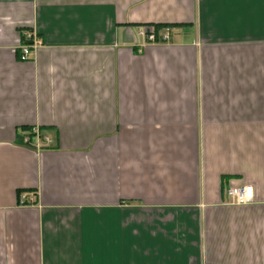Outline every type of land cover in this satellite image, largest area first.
<instances>
[{
	"label": "crops",
	"instance_id": "0c3cea01",
	"mask_svg": "<svg viewBox=\"0 0 264 264\" xmlns=\"http://www.w3.org/2000/svg\"><path fill=\"white\" fill-rule=\"evenodd\" d=\"M0 264H264V0H0Z\"/></svg>",
	"mask_w": 264,
	"mask_h": 264
},
{
	"label": "built area",
	"instance_id": "2783aa9c",
	"mask_svg": "<svg viewBox=\"0 0 264 264\" xmlns=\"http://www.w3.org/2000/svg\"><path fill=\"white\" fill-rule=\"evenodd\" d=\"M139 33L140 35H144L150 42H158L159 40L167 41L169 38V34L167 32L160 33L158 37L154 28L141 30ZM26 36V41L20 49L21 61L32 60L37 49L41 46V41L37 37L31 36L29 34H26ZM25 143L27 145H34L36 148L40 149L45 147L43 144H52V138L48 135H43L40 129L34 128L26 135ZM227 195L230 198L231 204H248L254 200V189L252 186L231 187L227 190ZM20 200L21 203L24 204L27 200V195L22 194L20 196Z\"/></svg>",
	"mask_w": 264,
	"mask_h": 264
},
{
	"label": "trees",
	"instance_id": "16d2710c",
	"mask_svg": "<svg viewBox=\"0 0 264 264\" xmlns=\"http://www.w3.org/2000/svg\"><path fill=\"white\" fill-rule=\"evenodd\" d=\"M170 26H166V25H157V26H155V32H156V34L158 35V37H159V34H160V32L161 31H163V30H165V29H167V28H169ZM159 39V38H158ZM30 42V41H29Z\"/></svg>",
	"mask_w": 264,
	"mask_h": 264
}]
</instances>
